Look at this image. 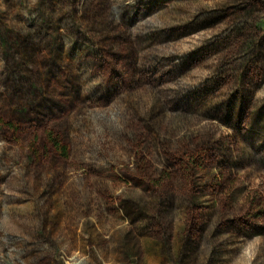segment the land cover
I'll return each instance as SVG.
<instances>
[{
	"label": "rangeland",
	"instance_id": "obj_1",
	"mask_svg": "<svg viewBox=\"0 0 264 264\" xmlns=\"http://www.w3.org/2000/svg\"><path fill=\"white\" fill-rule=\"evenodd\" d=\"M0 264H264V0H0Z\"/></svg>",
	"mask_w": 264,
	"mask_h": 264
},
{
	"label": "trees",
	"instance_id": "obj_2",
	"mask_svg": "<svg viewBox=\"0 0 264 264\" xmlns=\"http://www.w3.org/2000/svg\"><path fill=\"white\" fill-rule=\"evenodd\" d=\"M9 127L14 130V125H10ZM47 142L52 147V149L60 155L63 158H68L70 156V148L69 146L65 145L64 141L61 139V137L54 133V132H48L47 134ZM34 151V149H33Z\"/></svg>",
	"mask_w": 264,
	"mask_h": 264
}]
</instances>
